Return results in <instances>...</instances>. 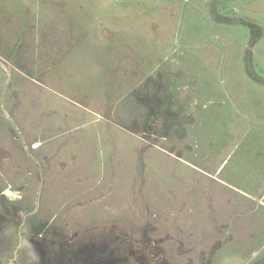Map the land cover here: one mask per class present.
I'll return each mask as SVG.
<instances>
[{"label": "rangeland", "instance_id": "1", "mask_svg": "<svg viewBox=\"0 0 264 264\" xmlns=\"http://www.w3.org/2000/svg\"><path fill=\"white\" fill-rule=\"evenodd\" d=\"M0 203L79 258L264 264V0H0Z\"/></svg>", "mask_w": 264, "mask_h": 264}, {"label": "flooded vegetation", "instance_id": "2", "mask_svg": "<svg viewBox=\"0 0 264 264\" xmlns=\"http://www.w3.org/2000/svg\"><path fill=\"white\" fill-rule=\"evenodd\" d=\"M37 213V210L17 209L13 205L5 208L0 203V264H121L136 255L133 251H118L116 255L111 254L103 259H80L66 252L65 245H57L48 239L47 224L41 223ZM154 259L157 261L153 257L144 264H156ZM160 264L173 263L162 257Z\"/></svg>", "mask_w": 264, "mask_h": 264}]
</instances>
